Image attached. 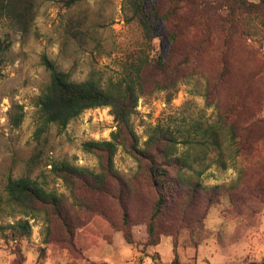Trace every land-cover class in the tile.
<instances>
[{"label": "rangeland", "instance_id": "obj_1", "mask_svg": "<svg viewBox=\"0 0 264 264\" xmlns=\"http://www.w3.org/2000/svg\"><path fill=\"white\" fill-rule=\"evenodd\" d=\"M151 4L154 3L150 0L148 5ZM209 4L215 6L216 1ZM122 6L123 0H85L72 7L49 0L40 7L28 35L0 25V42L11 41L8 60L0 75V204L4 209L0 212V225L20 220H28L32 225V234L19 243L0 238V264H171L175 256L173 230L162 234L158 245L144 248L146 225L139 214L132 229L137 244L128 243L123 232L98 212L84 210L79 216L71 214L74 219L72 245L59 220L44 211L35 218L27 217L7 203L5 189L9 179L28 175L47 190L65 195L68 210L73 212L71 205L76 201L65 181L53 174V163L67 161L99 171L98 158L86 152L83 143L111 139L117 126L110 108L88 109L62 132L53 125L37 143L36 100L50 82L44 55L76 81L93 77L105 86L109 80L120 77L127 54L138 47L141 40L140 28L126 22ZM214 6L203 8V15L209 20L207 25L212 27L216 13L223 10ZM174 20L157 21L159 38L155 45L165 56L184 58L189 55L195 72L193 78L180 86L171 101L166 100L164 92L141 97L132 124L141 145L154 125L170 126L182 151L195 155V142L202 139L203 128L215 122L218 109L225 111L235 105L232 116L235 119L264 118V76L260 75L264 67V36L247 38L237 33L225 59L217 38L204 43V26L197 24L196 33L191 27L184 32L187 23L183 17ZM172 30L179 37L176 45L170 36ZM222 74L225 80L212 92L216 77ZM207 93L210 101L205 96ZM17 105L23 107L25 116L20 126L15 127L10 113L18 111ZM260 128L258 140L252 146L255 152L252 160L242 155L234 159L226 156L229 167L225 168L218 161L217 151L212 150L203 160L193 162L194 167L205 170V183L228 190L219 195L207 211L199 198L201 206L192 212L193 218L206 214L200 217L202 221L197 222V228L179 232L177 253L181 261L249 264L264 260V195L230 190L241 178L242 189L258 179L264 181V168H258L257 164L260 155L264 156V127ZM36 155L39 158L34 164L31 159ZM114 162L124 176L132 175L138 167L136 160L121 146ZM84 196L93 200L91 195L87 197L84 193ZM111 206L113 218L118 219V206Z\"/></svg>", "mask_w": 264, "mask_h": 264}, {"label": "trees", "instance_id": "obj_2", "mask_svg": "<svg viewBox=\"0 0 264 264\" xmlns=\"http://www.w3.org/2000/svg\"><path fill=\"white\" fill-rule=\"evenodd\" d=\"M46 1L49 0H0V25L28 35L40 7ZM54 1L72 7L85 0ZM149 1L123 0L125 20L138 25L141 40L139 46L127 54L120 77L109 80L105 86L93 77L82 81L73 80L68 72L59 69L46 55L43 56V63L50 72V82L36 100L37 143L50 132L51 126L55 125L62 132L73 119L88 109L110 108L117 126L111 133L110 140H89L83 143V149L98 158L99 171L67 161L53 163V174L65 181L76 201L74 206L71 205L73 212L68 210V198L65 195L47 190L28 175L10 178L5 191L7 203L14 211L33 218L44 211L46 215L59 220L72 245L74 219L71 214L79 216L84 210L98 212L113 227L122 231L130 244H137L132 229L139 214L146 225L144 248L158 245L161 235L173 230L175 256L171 264H191L181 261L177 253L179 232L185 228H197L200 217L205 216L206 213L193 218L192 212L201 206L199 198L204 211H207L218 196L228 190L221 185L205 183V170L194 167L193 162L203 160L212 150L217 151L218 161L225 168L229 167L226 156L234 159L242 155L252 160L255 156L252 146L258 140V129H261L260 126L264 127V118L248 117L246 121H242L240 117H232L235 105L228 106L225 111L216 107L217 119L203 128L202 139L195 142V155L191 151H182L175 131L170 126L161 124L149 129L148 137L141 145L132 124L139 99L164 92L166 100L171 101L180 86L190 81L195 73L189 55L184 58L165 56L160 47H156L155 40L159 38L156 23L158 20L175 22L174 18L181 16L184 23H187L184 32L191 27L196 33L197 24L201 28L204 26V43L217 38L215 40L220 44L222 58L226 59L237 33H242L247 38L264 36V0H215V6L209 4L214 0H151L154 4L148 5ZM206 6L223 9L216 13L214 27L207 25L209 20L203 15V8ZM170 36L176 45L179 38L176 31H170ZM10 46L9 39L0 42V75L8 60L7 51ZM260 75L264 76V67ZM224 80L223 74L221 77L217 76L212 92L217 91L218 83H223ZM205 96L210 101L209 93ZM212 104L214 103L208 105ZM17 108V112L10 113L11 124L15 127L20 126L25 116L23 107L17 105ZM119 146L138 163L137 170L130 176L122 175L115 167L114 158ZM37 158L38 155L34 156L31 162L35 164ZM257 161L258 168H264V156L260 155ZM262 180L258 179L242 189L241 178L230 190L252 191L257 195H264ZM84 193L87 197L91 195L93 200H88ZM111 204L118 206V219L113 218ZM3 211L0 204V212ZM172 214L175 216L172 217ZM31 234L32 225L28 220L0 225V238L7 242L13 240L19 243ZM249 264H264V260Z\"/></svg>", "mask_w": 264, "mask_h": 264}]
</instances>
